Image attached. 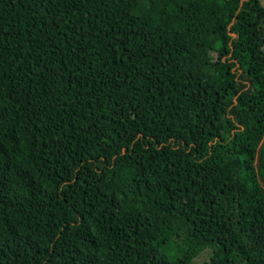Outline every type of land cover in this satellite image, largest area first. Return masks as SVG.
I'll return each instance as SVG.
<instances>
[{
	"label": "trees",
	"instance_id": "1",
	"mask_svg": "<svg viewBox=\"0 0 264 264\" xmlns=\"http://www.w3.org/2000/svg\"><path fill=\"white\" fill-rule=\"evenodd\" d=\"M0 264H264V0H0Z\"/></svg>",
	"mask_w": 264,
	"mask_h": 264
},
{
	"label": "rangeland",
	"instance_id": "2",
	"mask_svg": "<svg viewBox=\"0 0 264 264\" xmlns=\"http://www.w3.org/2000/svg\"><path fill=\"white\" fill-rule=\"evenodd\" d=\"M203 258H206V255H203L200 260H202Z\"/></svg>",
	"mask_w": 264,
	"mask_h": 264
}]
</instances>
